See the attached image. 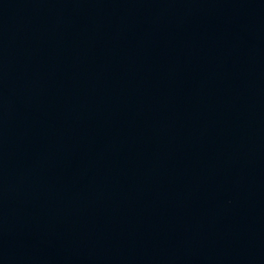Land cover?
Wrapping results in <instances>:
<instances>
[{
  "label": "water",
  "instance_id": "water-1",
  "mask_svg": "<svg viewBox=\"0 0 264 264\" xmlns=\"http://www.w3.org/2000/svg\"><path fill=\"white\" fill-rule=\"evenodd\" d=\"M0 264H264V0H0Z\"/></svg>",
  "mask_w": 264,
  "mask_h": 264
}]
</instances>
